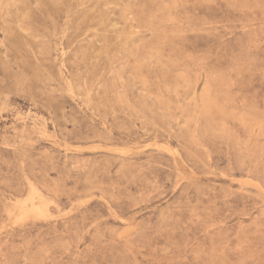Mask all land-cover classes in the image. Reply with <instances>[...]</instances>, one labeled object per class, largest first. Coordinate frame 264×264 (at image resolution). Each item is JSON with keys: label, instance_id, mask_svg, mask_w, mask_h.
Returning a JSON list of instances; mask_svg holds the SVG:
<instances>
[{"label": "rangeland", "instance_id": "374dc122", "mask_svg": "<svg viewBox=\"0 0 264 264\" xmlns=\"http://www.w3.org/2000/svg\"><path fill=\"white\" fill-rule=\"evenodd\" d=\"M0 4V264H264V0Z\"/></svg>", "mask_w": 264, "mask_h": 264}, {"label": "bare ground", "instance_id": "6f19581e", "mask_svg": "<svg viewBox=\"0 0 264 264\" xmlns=\"http://www.w3.org/2000/svg\"><path fill=\"white\" fill-rule=\"evenodd\" d=\"M8 3H9V1H8ZM8 3H7V5H8ZM1 5V4H0ZM8 8V7H7ZM6 9V8H5ZM24 30H25V28H24ZM7 31V30H6ZM39 206V205H38ZM29 211H31L30 209H28ZM43 210V209H42ZM28 212V211H27ZM22 213V212H21ZM37 214V213H36ZM26 215H28V214H26ZM29 216V215H28ZM33 216H34V214H33ZM18 219V218H17ZM19 220V219H18Z\"/></svg>", "mask_w": 264, "mask_h": 264}]
</instances>
